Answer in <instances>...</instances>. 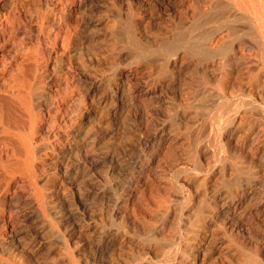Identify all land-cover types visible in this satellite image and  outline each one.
Wrapping results in <instances>:
<instances>
[{"label":"bare ground","instance_id":"6f19581e","mask_svg":"<svg viewBox=\"0 0 264 264\" xmlns=\"http://www.w3.org/2000/svg\"><path fill=\"white\" fill-rule=\"evenodd\" d=\"M92 16L96 33L85 35ZM45 79L42 111L34 97ZM80 97L75 120L105 132L101 139L112 129L106 143L142 146L147 161L170 159L173 134L192 140L185 241L154 229L170 198L159 191L154 216L141 192L148 174L129 191L126 210L142 211L139 264H264V0H0V264H58L63 254L94 264L93 251L76 257L72 237L54 253L45 240L64 222L72 167L60 129Z\"/></svg>","mask_w":264,"mask_h":264},{"label":"rangeland","instance_id":"374dc122","mask_svg":"<svg viewBox=\"0 0 264 264\" xmlns=\"http://www.w3.org/2000/svg\"><path fill=\"white\" fill-rule=\"evenodd\" d=\"M98 17L99 16H92L88 20L89 23H86L85 26L84 25L81 26V30H83L84 32H87V33H84L85 35H92V34L94 35V33H93L94 31L96 33V27L94 24L95 23L94 19H98ZM91 20H93L92 23H91ZM23 49L26 50V48H23ZM30 53H35V55L38 54L37 50L36 49L34 50L33 48H31ZM105 71H107V72H105ZM113 73H115V72H113ZM98 75H101L102 77H104V76L106 77V76L110 75V71L105 70V69H101V71ZM45 78H46V75H45ZM46 81L47 80L45 79V81L43 82V86H41L42 89L37 90V93L34 97V100L38 104L42 105L41 106L42 111L45 110L44 106H45V103H47V101H48V95H49V88H48ZM38 99H40V100H38ZM75 102L73 101L72 105H70V107H68V111L72 115H73L72 112L75 113L77 111V107L79 109H80V107L82 109H83V107H86V104L82 101L81 97L79 98V100H77ZM82 104H84V105H82ZM75 118H76L75 116L69 118L65 122V124H63L62 128L60 129L61 131H62V129L67 130V132H66L67 133V135H66L67 139L65 140V143H64V154H62L63 155L62 158L65 157V159L67 160V161L66 160L65 161L70 163L71 165L70 164L69 165L72 167V168L69 167L71 169L69 170L68 176H67L69 178L68 179V184H69L68 187H69V191L71 190V192H68V190H67V194L68 193L69 194L62 201L63 202L62 208L64 209L63 213L65 212L64 216L66 217V215H67L68 217L65 218L63 216L64 217L63 218V220H64L63 226L59 225L58 223L53 224L52 228L54 230L51 228L49 235L46 237L47 239H45L47 242V247H49V248L51 247V250L53 253L57 252V251L61 250V248L66 243L65 239L70 240L69 237H72L74 240L77 241V248L78 249L76 251V257L78 256L77 258L79 260H81V259L83 260V258H81V257H84V259L87 258L88 254L90 255L91 251H93L94 258H95L94 260L95 261L97 260L96 262L93 261L94 264H132V263L133 264H139L141 258L135 259V257L133 255L138 250L143 248L144 242H145L143 240L142 235H140V231H139L141 214H142L141 212L142 211L132 213V210H130L131 211V213H130L129 210L128 211L126 210L125 203H126V199L129 197V193H130L129 191L133 189V186L135 185L138 178H139L138 181H141L146 174H148L147 182L142 187L143 189H141L142 190L141 192L146 197H148L149 199L152 200L151 204H152V210H153L154 216L158 215V210H157L158 204H157L155 199L157 198V194L159 193V191L166 192L170 198L169 199L170 202L168 201V211L166 212V216H165V217H167V214H168L169 215L168 218H165V220L162 217L159 220L157 219L158 222L155 223L154 229L159 230V229L163 228L166 233L167 232H170V233L177 232V233H179L178 234L179 235L178 240L182 242V239H184V241H185V238L187 237L190 229L193 226L192 225L193 223H191V222H193V220H194L193 216H191L192 214H189L190 213L189 212L190 211L189 210L190 201L189 200H186V201L182 200V196L188 195L189 190H190V187H188L189 189H187V188H185V186L187 187L188 184L190 183V179H191L190 176L192 175L191 174V171H192L191 170V164L189 162L190 159H189V156H187V153L190 151V149L193 148L192 147L193 144L191 143L192 140H189V138L183 133H182L183 135L182 134H177V135L173 134L172 138H171V140L172 139L173 140L171 141V143L174 146H172L173 150L170 152L171 153L170 159H168L165 156L163 157V155H162L156 159L153 157L150 158V161H151L150 162V161L146 160V156H145L146 151L144 150V148H142V146L137 145L136 143H131L129 141H127L128 143H126V140L122 141L120 143H119V141H116V140H114L110 143H106L105 141H107L109 138L108 134L109 135L112 134V129H109V131H107L108 138L106 136L105 138L101 139V138H99V136L102 137V136L106 135L105 132H103L102 130L99 131L98 127L89 129L87 127V125H82L84 120L82 121L79 119L77 121V120H75ZM92 129H94V130L90 131ZM76 130L78 131V134H77ZM100 132H101V134H100ZM56 135H58V133H56ZM56 135L51 136L50 140L52 142L56 140V138H55ZM95 135L98 136L97 137L98 139L95 138L96 137ZM77 138H78V140H77ZM87 138L89 139V141ZM81 139H83L84 141L80 142ZM94 140L97 141V144H96L97 146H95L94 149H92L91 151H84L83 150L82 151L83 155H81L82 152H74V150L78 146L86 145V143L91 142V141L94 142ZM100 143H101V145L99 146L98 144H100ZM68 147H70V148H68ZM132 147H133V149H132ZM186 147L188 148V150ZM106 149H108V151ZM120 149L124 150V152L121 151ZM129 150H131L130 151L131 154L129 153ZM84 152H85V154H84ZM108 153L111 156L108 155ZM122 153H124L125 155ZM68 155H70V156L68 157ZM120 155H122V156H120ZM188 155H189V153H188ZM75 157H76V159H75ZM87 158H88V160H87ZM144 159H145V161H144ZM116 162L118 164H116ZM188 162H189V164H188ZM141 163H142V165H141ZM78 164H80L79 165L80 168L78 167ZM146 171L149 173H147ZM150 174H151V176H150ZM70 179H71V181H70ZM72 181L74 182V184ZM76 181H78V182L75 183ZM174 183L176 184L175 186L173 185ZM181 183H183V186L185 185L184 188H182ZM143 184L144 183H142L141 185H143ZM75 186H77V187H75ZM172 187H175L178 190H176L175 188H172ZM180 188L183 191H181ZM73 193L76 195L77 198L74 197ZM71 198H73V199H71ZM76 200H77V204H76ZM81 200H82V202H81ZM64 203L66 205L68 203L70 205V207H68L69 205L66 206ZM71 203L74 205V207H75V204L78 205V208H79L78 209L79 213L77 214V217L79 219L77 218V220H76L77 222H74L73 220H71L72 216L69 217L71 215L70 210H71V208H73ZM65 208L67 209V211ZM85 210H86V212H85ZM95 212H96V214H95ZM94 214H95V216H94ZM90 216H91V218H90ZM90 219H92V220H90ZM66 221H67V223H66ZM71 224L75 225V229H74V225L71 226ZM161 225H163V226H161ZM76 226H77V228H76ZM64 228H67V231L65 232L67 234H65V235H67L68 237L67 236L64 237V231H65ZM72 228H73V230H71ZM90 228H92V229H90ZM166 228H167V230H166ZM69 230H70V232H69ZM78 232L80 234H83V235L80 236L81 238L77 240L75 238V236L73 237V235H75V234L79 235ZM61 233H62V235H60ZM68 234H71V236H69ZM82 237H83V239H82ZM57 243H59V244H57ZM92 243L94 246H92ZM72 249H73V246L71 247V250ZM94 249H95V251H94ZM100 249H101V251H100ZM99 251L102 253H100ZM77 253H78V255H77ZM66 256L69 257L68 254L67 255L63 254L62 257L60 258L61 260L63 258V260L62 261L58 260V264H66V263L67 264H74V262L72 260H70L69 258H67ZM64 257H65V260H64ZM98 259L101 261H98ZM169 261H170L169 264H175L179 260L178 259L175 260L174 257H171Z\"/></svg>","mask_w":264,"mask_h":264}]
</instances>
